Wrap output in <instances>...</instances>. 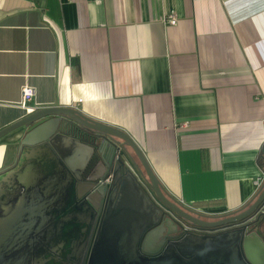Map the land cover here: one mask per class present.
Wrapping results in <instances>:
<instances>
[{
  "label": "crops",
  "instance_id": "0c3cea01",
  "mask_svg": "<svg viewBox=\"0 0 264 264\" xmlns=\"http://www.w3.org/2000/svg\"><path fill=\"white\" fill-rule=\"evenodd\" d=\"M42 106L123 129L185 205L236 211L264 171V0H0V130Z\"/></svg>",
  "mask_w": 264,
  "mask_h": 264
},
{
  "label": "water",
  "instance_id": "95a60500",
  "mask_svg": "<svg viewBox=\"0 0 264 264\" xmlns=\"http://www.w3.org/2000/svg\"><path fill=\"white\" fill-rule=\"evenodd\" d=\"M21 127L18 156L0 170V264H264V180L242 208L209 215L172 196L119 127L42 106L0 139ZM110 175L113 194L99 182Z\"/></svg>",
  "mask_w": 264,
  "mask_h": 264
},
{
  "label": "flooded vegetation",
  "instance_id": "af4514ba",
  "mask_svg": "<svg viewBox=\"0 0 264 264\" xmlns=\"http://www.w3.org/2000/svg\"><path fill=\"white\" fill-rule=\"evenodd\" d=\"M113 176V175H112ZM105 179V178H104ZM107 179V178H106ZM109 185V186H108ZM102 188L105 189V192L108 193V194H113L114 193V190L116 188V182H115V178L113 176L112 180L110 182H107L105 185L102 186ZM109 196L107 195V197L104 198L103 202L101 203V209L99 211V215L97 216L96 218V221H95V224H94V229H93V235L98 227V222H99V217L100 215H103L104 212H105V209L107 204L109 202H111V196L108 198ZM161 216H162V219H165L166 217V214L164 212L161 213ZM186 230V229H185ZM187 230L189 232H194V233H199V234H212V233H217V231H222V229L220 228H198V227H194L192 225H187Z\"/></svg>",
  "mask_w": 264,
  "mask_h": 264
},
{
  "label": "built area",
  "instance_id": "2783aa9c",
  "mask_svg": "<svg viewBox=\"0 0 264 264\" xmlns=\"http://www.w3.org/2000/svg\"><path fill=\"white\" fill-rule=\"evenodd\" d=\"M165 21L167 22V24H171V25H175L178 22V17L176 15V13L174 11L168 13L165 17ZM23 92V98H24V104H26V101L31 100L32 97L35 94V89L29 85L23 87L22 89ZM34 108L32 109H28V111H32ZM113 176L110 175L107 177V179H102L100 180V185L103 186L105 185L107 182H110L112 180ZM264 180V171L262 173V175L256 180V184L258 187H260L261 183Z\"/></svg>",
  "mask_w": 264,
  "mask_h": 264
},
{
  "label": "trees",
  "instance_id": "16d2710c",
  "mask_svg": "<svg viewBox=\"0 0 264 264\" xmlns=\"http://www.w3.org/2000/svg\"><path fill=\"white\" fill-rule=\"evenodd\" d=\"M259 162L261 166L264 168V155L261 156V160Z\"/></svg>",
  "mask_w": 264,
  "mask_h": 264
}]
</instances>
